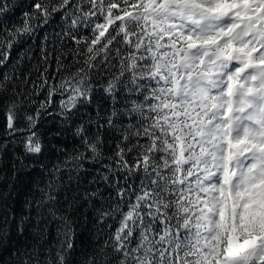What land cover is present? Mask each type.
<instances>
[{
    "label": "snow or ice",
    "instance_id": "snow-or-ice-1",
    "mask_svg": "<svg viewBox=\"0 0 264 264\" xmlns=\"http://www.w3.org/2000/svg\"><path fill=\"white\" fill-rule=\"evenodd\" d=\"M18 8L20 23L10 15ZM57 13L61 49L65 40L75 45L55 57L57 71L64 68L67 75L49 85L44 69L39 87L47 86L48 98L35 114L25 113L22 128L26 97L18 84H27L31 74L20 66L33 55L22 52L12 70L0 74L7 136L14 143L17 133L26 132L24 152L39 154L34 129L57 92L66 95L59 113L65 121L93 102L97 82L101 103L111 98L115 104L120 91L125 103L103 118L97 109L94 135L83 123L75 128L83 151L52 169L24 214L9 217L8 193L0 192V247L13 243L12 225L17 237L31 228L34 240L54 225L57 242L44 250L46 258L40 259L37 241L13 253L15 264H73L74 213L103 198L104 184L114 195L94 223L108 227V238L98 249L102 259L93 255L86 264H264V0H0V67H7L16 44L35 37ZM81 27L89 34L81 35ZM47 45L45 35L44 64L57 52ZM32 85L35 90L36 81ZM121 116L130 123L111 163L88 182L95 187L81 192L85 161L102 157L100 130L119 131ZM7 144L0 143V152ZM65 170L72 194L61 202ZM136 177L138 185L130 182Z\"/></svg>",
    "mask_w": 264,
    "mask_h": 264
},
{
    "label": "trees",
    "instance_id": "trees-1",
    "mask_svg": "<svg viewBox=\"0 0 264 264\" xmlns=\"http://www.w3.org/2000/svg\"><path fill=\"white\" fill-rule=\"evenodd\" d=\"M30 0H20L22 4H28ZM20 12L18 8L15 13L10 14L11 18L17 23H20ZM62 13L54 14L52 20L43 28L38 30L35 37L31 39H25L23 42L16 44L11 50V59L8 62L7 67H0V74L4 72H10L16 61L20 59L22 52H30L33 55V59L29 61L24 59L23 64L20 66V70L24 73L31 74V80L25 85H19L18 89L22 92V95L26 97L20 106L18 124L20 127L25 128L26 121L24 120L25 113L35 114L37 108H39L40 102L45 101L48 98L47 86L41 88L39 85L42 83L41 73L45 68L48 70V84L53 83L55 79L56 83H59L60 77L66 76L67 71L61 68L57 71L56 55L60 51H66L67 49L74 48L75 45L71 41H63L64 49H61L62 41L56 36L61 31ZM81 35H88L83 27L80 29ZM48 38V49L51 53L53 46L57 49L56 53H51L50 63L44 64L41 62L40 48L44 42V37ZM64 63L69 66L73 65L71 55L66 53ZM33 66L39 68V72L35 70ZM97 81L99 78H96ZM32 81H36L37 87L33 90ZM11 97V91L8 93ZM102 96L101 84L97 82L93 91V102L87 106H80L79 111L74 113L70 120L65 121L59 115L60 113V101L66 99V95L62 96L57 92L52 103L42 110V114L37 122L34 131L42 144V151L39 154H26L24 152L23 141L27 133H17L15 136V142H12L11 137H8L3 123V116L0 114V143L8 142L7 148L0 152V192L8 193L5 202L7 204V212L9 217L15 214L17 217L26 212V202L38 197L40 195L39 188L43 187L48 179L50 173L57 165H63L69 156H74L77 152L83 151L81 147L80 137L75 135V128L81 123L84 124L87 133L94 135L96 133V119L97 109L103 118L107 113L111 112L115 106L120 108L124 103L125 92L120 91L117 93L116 102L114 104L111 98H108L100 102L98 97ZM89 117L92 118V123L89 124ZM130 121L126 116L117 118V124L120 128L119 131L113 129L108 130L107 127L100 130L102 137L101 151L102 157L97 158L93 162L85 161V167L79 172L80 180L83 182L81 185V192L83 188L89 189L95 187L94 184H89L94 177H97L103 165L111 163L109 157L113 155L115 151V145L121 135V132L125 128H128ZM135 123V121H131ZM130 131L134 132L135 129L131 128ZM132 142L135 143V137L132 138ZM90 155V154H89ZM15 161L16 170L13 173L12 163ZM23 161V163H21ZM77 173H73V176ZM124 175V173H121ZM68 173L65 170L63 173V180L65 187L61 189L57 195L60 197L61 202L64 201L65 195L71 196V192L67 188ZM123 182V181H121ZM137 185L139 184V177L134 178L132 181ZM11 185V187H9ZM72 187H75V181L72 182ZM101 190L103 192V198L97 197L90 203H86L77 212L74 213L77 219V237L76 248L74 254L71 257L73 264H86L87 260L93 255H96L98 260L102 257L98 255V249L103 242L108 238L109 229L105 225L101 230L100 226L94 223L96 216L101 208L107 207L106 199L111 192L114 195V190L108 188L106 185L101 184ZM94 205V207H93ZM115 224L113 221H109ZM11 236L13 237V243L10 245H4L0 247V264H15L16 257L14 252L18 249H22L25 246L31 247L33 243L40 242V259L46 258V252L44 251L49 245H54L57 242L56 230L53 225L48 233H42L41 236L35 240L31 237V228L28 229V234L17 237L15 232V225H12ZM55 247L52 248V259H55Z\"/></svg>",
    "mask_w": 264,
    "mask_h": 264
}]
</instances>
